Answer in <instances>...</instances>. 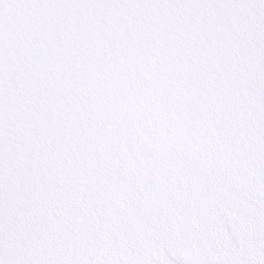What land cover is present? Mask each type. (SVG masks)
Instances as JSON below:
<instances>
[{
  "label": "snow or ice",
  "instance_id": "obj_1",
  "mask_svg": "<svg viewBox=\"0 0 264 264\" xmlns=\"http://www.w3.org/2000/svg\"><path fill=\"white\" fill-rule=\"evenodd\" d=\"M0 264H264V0H0Z\"/></svg>",
  "mask_w": 264,
  "mask_h": 264
}]
</instances>
